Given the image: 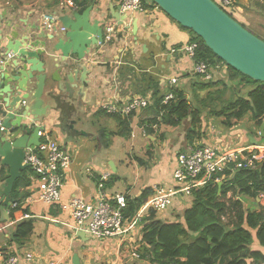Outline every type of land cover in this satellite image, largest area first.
<instances>
[{"label": "crops", "instance_id": "0c3cea01", "mask_svg": "<svg viewBox=\"0 0 264 264\" xmlns=\"http://www.w3.org/2000/svg\"><path fill=\"white\" fill-rule=\"evenodd\" d=\"M64 1L0 0V17L6 14L4 19L13 18L14 24L23 20L42 27V15L52 14L62 19L76 13L62 5ZM144 1L146 9L143 13L124 15L126 20L121 26L116 25L118 31L114 40L103 43L86 56L90 74L83 99L74 96L71 101L64 93L52 92L51 83L45 87L42 101L48 115L40 120L39 125L71 157L69 168L61 173L62 203L72 198L93 202L98 181L104 173L110 175L104 186L108 196L123 193L133 200L141 197L145 191L150 192L151 196L154 187L173 184L176 156L188 148L185 140L189 126L187 122L175 128L156 127L154 134L148 135L139 127V121L147 112L142 110L131 117L126 137H111V133L118 132V123L100 108L103 103H124L133 96L150 97L151 81L158 84L163 94L169 89H179L190 100L187 92L191 91L192 84L197 80L193 74V61L183 55H171L170 49L189 43L191 32L155 8L151 0ZM88 7H92L88 16L91 24L96 21L105 25L117 23L111 13L112 7L117 11L115 0H89ZM134 22L137 23L135 35L132 34ZM56 26L62 27L59 23ZM52 70L51 67L50 72ZM209 120L206 122L202 119V136L194 140V145H212L226 150L260 143L248 132L235 130L236 126L223 131L212 126L207 128ZM109 164L115 172L111 171ZM1 169L8 175L7 169ZM26 176L29 185L20 191L30 193L22 201L28 215L20 216L19 220H32L33 229L22 245L11 240L16 222L9 220L8 207H12L13 203L2 210L0 195V264H3L6 255L17 256V264H164L153 263L148 258L146 252L149 246L143 241V227L142 232L138 229L129 234L122 244L117 238L93 239L86 234L83 239L80 238L78 232L72 229L68 211L60 210L58 205H46L34 200L37 190L33 173L28 170ZM3 182L0 180V185ZM9 197L11 199V193ZM246 200L251 199L242 198L243 205ZM254 202L257 210H249L247 206L243 207L245 212L260 210L261 205L256 200ZM191 205V196H176L165 210L155 214V220L163 223L182 222L183 212ZM189 234L196 235L192 232ZM134 247L140 256L138 259L130 255ZM249 250L264 254V248L256 240ZM26 255L32 256L31 261L25 259ZM245 264L253 263L247 259Z\"/></svg>", "mask_w": 264, "mask_h": 264}, {"label": "trees", "instance_id": "16d2710c", "mask_svg": "<svg viewBox=\"0 0 264 264\" xmlns=\"http://www.w3.org/2000/svg\"><path fill=\"white\" fill-rule=\"evenodd\" d=\"M72 1L79 7L78 12L82 13L89 0ZM233 1L234 6L239 7L241 2L253 0ZM144 8L146 9V5ZM234 13L235 11L227 12L232 18ZM239 24L245 28L243 24ZM191 35L190 42H195L198 46L195 51L196 62H204L213 70L223 66V76L231 81L237 80L239 86H253L245 97L239 96L235 100L221 102L222 105L218 111L212 109L213 112H216L212 117H222L223 125L226 129H230L238 124L245 115L249 114L258 129L256 136L260 140L259 144L264 146V133L262 136L260 133V126L264 122V83L253 81L225 65L205 47L200 38L192 33ZM256 37L263 40L258 36ZM218 85L225 86V82L222 79L214 82L212 80L203 81L197 77L191 86L192 100L187 99L184 91L169 89L168 92L172 94L173 98L163 104L165 94L162 93L157 83L151 81L150 105L146 109L147 112L144 117L139 121V127L146 134L152 135L154 134V127L175 128L183 122H187L189 126L185 140L189 146L194 145V140L200 139L202 136L201 125L206 101L201 98V94ZM142 95L145 96V93ZM206 96L210 98L209 93ZM133 115L128 117L116 114L107 115L117 121L119 127L118 132L111 133L110 136L126 137L129 134V122ZM262 151L264 153V149ZM28 170L29 173H32L29 168H26L21 173L22 177L16 180L12 187L11 200L12 203H16V206L8 207L9 220L16 222L11 240L17 245H22L33 229L32 220H19L20 216L28 215L27 209L22 206V201L30 196V193L20 191L29 185L26 176ZM224 176L225 179L221 185L216 182H209L202 187L192 189L190 194L192 205L183 212L182 222L163 223L155 220L154 213L150 214L143 226V241L149 246L146 254L151 262L164 264H245L247 259L252 260L253 264L264 262V254L249 250L254 240L260 247L264 248V209L260 206L259 211L245 212L242 204V198L263 199L264 159L253 169L245 168L243 165L237 169L228 168L224 172ZM7 178L8 175L0 170V180ZM149 194L150 192L145 191L139 198L133 200L126 198L125 215L132 216ZM232 211L236 214L235 220L232 215H229L228 223H223L221 218L231 214ZM189 232L196 235L190 236Z\"/></svg>", "mask_w": 264, "mask_h": 264}, {"label": "water", "instance_id": "95a60500", "mask_svg": "<svg viewBox=\"0 0 264 264\" xmlns=\"http://www.w3.org/2000/svg\"><path fill=\"white\" fill-rule=\"evenodd\" d=\"M151 2L180 27L200 38L225 65L264 83V41L212 0ZM91 10L88 7L70 17H55L54 24H61L64 32L56 26L47 33L36 23L18 20L14 24L15 19H4L6 14L0 17V170H8V178L0 185L2 210L12 203L9 197L12 187L27 168L23 164L26 152L36 151L41 142L39 122L48 115L42 101L47 83L52 84V92L64 93L71 101L74 96L84 98L90 74L86 56L103 45L105 25L101 21L90 23ZM111 13L117 26L126 20L114 7ZM133 30L135 35L136 22ZM260 133L261 136L264 133V122ZM109 167L115 172L111 164ZM256 201L264 207V202ZM77 236L83 239L85 233L78 231Z\"/></svg>", "mask_w": 264, "mask_h": 264}, {"label": "built area", "instance_id": "2783aa9c", "mask_svg": "<svg viewBox=\"0 0 264 264\" xmlns=\"http://www.w3.org/2000/svg\"><path fill=\"white\" fill-rule=\"evenodd\" d=\"M117 11L120 15L140 14L145 11L143 0H115ZM224 11L237 12L233 0H212ZM62 5L69 7L72 12H78V7L72 0H65ZM155 8H157L155 6ZM55 16L45 14L41 16L42 28L51 33L56 28ZM115 23L106 24L103 27V43H110L117 34ZM58 31L64 32L63 27ZM195 42H189L179 47L170 49V54L183 55L193 61V74L203 81L213 79V69L204 62L195 61ZM218 68V67H216ZM174 80L171 81L173 83ZM173 98L168 92L163 104ZM150 105V97L133 96L124 103L117 101L103 103L101 111L105 115H120L128 117L131 114L146 110ZM156 127H154L155 129ZM41 142L36 151H27L23 164L33 173V181L36 184V197L34 200L46 205H58L60 210L68 211L72 220L74 232L83 231L93 239L117 238L120 244L124 243L129 234L135 233L142 227L151 213L157 214L165 210L176 196H190L192 189L202 187L209 182L222 183L225 179L224 172L233 167L237 169L242 165L245 168L253 169L264 159L262 149L264 146H247L239 149L221 150L212 145H192L181 151L176 156L175 168L172 173L173 184L168 187L157 186L139 209L132 215L126 216L124 211L127 207L126 195L117 193L108 196L105 193V183L110 175L104 173L97 184V191L94 201L87 203L79 198H72L67 203L61 202V173L65 172L70 164L71 157L62 145L52 138L47 131L39 132ZM264 202V195L263 199ZM16 203L12 204V208ZM264 209V207H263ZM229 215L235 220V212L223 216L221 221L228 223ZM24 217V216H23ZM142 240V239H140ZM133 258H140L137 248L132 249L130 254ZM3 264H17L18 257L6 255ZM32 256L26 255L25 259L31 261Z\"/></svg>", "mask_w": 264, "mask_h": 264}, {"label": "rangeland", "instance_id": "374dc122", "mask_svg": "<svg viewBox=\"0 0 264 264\" xmlns=\"http://www.w3.org/2000/svg\"><path fill=\"white\" fill-rule=\"evenodd\" d=\"M241 3L243 4H240L239 7H236L238 8V10L233 14V18L235 19V21L243 24L245 26V29H247L253 35L258 36L264 40V0L244 1ZM215 71H213L214 73L212 81L214 82L222 79L225 82V86L218 85L210 88L208 92H204L201 94V98H204L206 101L204 105L205 110L203 111V118L206 120V122L207 120L212 119L209 120L208 123H206L207 128H210L212 126L217 130L223 131L224 129H226V127L223 125V118L212 117L216 114V112H213L212 109L218 111L220 106L222 105L221 102L235 100L239 96L245 97L248 91L252 90L253 86L247 85L242 87L238 85L237 80H229V78H226V76H223L222 74L224 73L223 66H220V68L218 69L216 68ZM223 77H225V79H223ZM207 93H209L210 98L206 96ZM187 94L189 95L188 98L192 100L191 91H188ZM235 126V130L248 132L251 136H254L255 140L259 141L258 136H256L258 133V129L254 125L249 114L245 115V117ZM214 131L217 132L216 130ZM247 206L249 210H257L254 200H246V203H244L243 207Z\"/></svg>", "mask_w": 264, "mask_h": 264}, {"label": "clouds", "instance_id": "9594fccd", "mask_svg": "<svg viewBox=\"0 0 264 264\" xmlns=\"http://www.w3.org/2000/svg\"><path fill=\"white\" fill-rule=\"evenodd\" d=\"M154 6H155V5H154ZM181 46H182V45H181ZM178 47H179V46H178ZM167 93H168V92H167ZM167 93H166V94H167ZM166 94H165V95H166ZM255 145H261V144H255Z\"/></svg>", "mask_w": 264, "mask_h": 264}]
</instances>
